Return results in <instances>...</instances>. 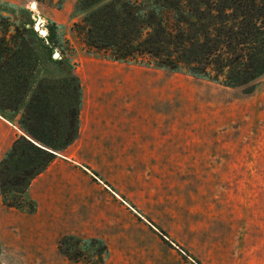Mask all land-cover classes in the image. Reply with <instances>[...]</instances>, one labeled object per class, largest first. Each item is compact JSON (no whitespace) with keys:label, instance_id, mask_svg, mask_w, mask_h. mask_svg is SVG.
<instances>
[{"label":"rangeland","instance_id":"1","mask_svg":"<svg viewBox=\"0 0 264 264\" xmlns=\"http://www.w3.org/2000/svg\"><path fill=\"white\" fill-rule=\"evenodd\" d=\"M76 1L0 0V31L28 19L34 29L54 27L80 79L73 159L125 206L115 252L98 264H264V75L245 95L210 70L195 78L147 56L113 61L77 32ZM7 116L0 161L21 135ZM7 196L0 192V264H97L90 238H79L78 261L59 253L65 236L37 213L28 189L21 209Z\"/></svg>","mask_w":264,"mask_h":264},{"label":"trees","instance_id":"2","mask_svg":"<svg viewBox=\"0 0 264 264\" xmlns=\"http://www.w3.org/2000/svg\"><path fill=\"white\" fill-rule=\"evenodd\" d=\"M75 24L87 46L113 61L150 57L155 66L192 77L221 79L249 95L264 75V0H77ZM54 50L61 54L54 59ZM54 27L42 37L31 21L1 26L0 115L21 135L0 161V192L21 209L31 182L78 138L83 92L64 58ZM93 263H101L105 245ZM82 240L65 236L57 249L68 260L84 253Z\"/></svg>","mask_w":264,"mask_h":264},{"label":"crops","instance_id":"3","mask_svg":"<svg viewBox=\"0 0 264 264\" xmlns=\"http://www.w3.org/2000/svg\"><path fill=\"white\" fill-rule=\"evenodd\" d=\"M73 145L31 182L28 196L35 201L38 214L43 213L45 219L57 222L60 235L97 239L106 246V252H115L110 247L113 246L110 239L115 233L118 235L120 220L125 215L124 201L104 184V188L94 184L77 167L81 163L73 159ZM111 258L112 255L110 261Z\"/></svg>","mask_w":264,"mask_h":264},{"label":"water","instance_id":"4","mask_svg":"<svg viewBox=\"0 0 264 264\" xmlns=\"http://www.w3.org/2000/svg\"><path fill=\"white\" fill-rule=\"evenodd\" d=\"M35 29H36V30L39 32V34H41L42 36H46V35H47V32H46V31L39 30L37 25H35ZM58 57H59L58 53H54V54H53V58H54V59H57Z\"/></svg>","mask_w":264,"mask_h":264}]
</instances>
